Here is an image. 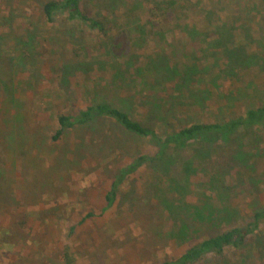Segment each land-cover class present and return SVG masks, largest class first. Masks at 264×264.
I'll return each instance as SVG.
<instances>
[{
  "label": "rangeland",
  "instance_id": "obj_1",
  "mask_svg": "<svg viewBox=\"0 0 264 264\" xmlns=\"http://www.w3.org/2000/svg\"><path fill=\"white\" fill-rule=\"evenodd\" d=\"M47 1L0 0V264H151L177 257L197 235L219 232L239 220L250 223L264 211L263 128L238 135L239 152L232 161L245 165L250 175L237 178L226 163L206 162L210 156L202 148L193 156L170 149V171L144 163L116 183V196L106 210L117 176L125 174L135 157L152 158L158 142L104 117L54 137L59 114H75L96 103L111 104L134 118L149 114L150 125L158 130L166 123L159 112L170 123L162 128L170 130L179 121L212 122L233 110L243 115L251 103L261 104L264 57L253 58L260 71L220 73L214 67L196 75L204 81L195 77L184 86L177 74L183 60L176 53L190 52L198 39L194 28L208 43L205 16L226 21L228 14L239 15V4L245 22L261 21L256 27L250 23L251 34L254 27L260 29L264 45V0H82V9L102 30L69 19L64 11L47 19ZM196 58L210 68L227 63L201 51ZM247 84L257 87L250 92ZM188 161L194 167L188 204L200 197L209 171L221 183L207 191L209 203L216 207L220 200L237 214L219 228L191 224L193 238L183 242L175 234L180 219L170 216L160 193L176 197L178 190L170 189L180 188ZM261 222L260 231L239 247L208 254L197 264H264Z\"/></svg>",
  "mask_w": 264,
  "mask_h": 264
},
{
  "label": "trees",
  "instance_id": "obj_2",
  "mask_svg": "<svg viewBox=\"0 0 264 264\" xmlns=\"http://www.w3.org/2000/svg\"><path fill=\"white\" fill-rule=\"evenodd\" d=\"M81 1L82 0H48L43 5V13L47 19H51L53 13L57 11H64L69 19H79L91 28L102 30V24L98 20L93 19V17L82 9ZM177 6L183 8V5H180L179 3ZM238 8L239 15L228 14L226 21L219 18L213 22L210 19L211 16L208 18L205 16V19L208 22V25L206 26L210 30L207 31V34H203V37L207 39L208 43H204L202 41L203 38L199 37L201 35V31L198 32V30L194 28L193 34L196 35L195 37L198 39L196 42L194 41V46L190 47V52L182 49L180 52L176 53V57L183 60L181 68L177 70V74H182V76L179 75V80L180 82L185 81L184 86H188L191 81L195 79V77L200 76L202 73L214 71V67H218L220 69V73H229L230 71L234 72V74H236L235 70L248 71L252 68L259 67L254 64L255 60L253 58L257 55L263 60L264 57V45L260 44L261 38H263V32L260 29L258 30V28L255 30V27L260 25L261 21L259 20L256 22L257 20H249V22H245L240 11V4L238 5ZM180 14H182V12ZM175 18L177 19V15ZM239 22L241 25L236 28L238 31H233V26L236 27ZM250 23L255 24L253 37L251 34L252 26ZM235 37L237 38L236 42H232V39H235ZM257 37L259 38L256 39ZM248 45H251V48H253L254 45L255 49L253 48L247 50ZM199 51H201L204 55L212 56L215 61L218 58H222V60L227 62L225 64L229 65L230 63V65L227 66L223 64V68H220V66L215 63L210 68L208 65L203 66L198 64L196 61L199 60H197L196 55ZM163 66L164 65L161 64L158 66L159 70H161L159 73L160 76L163 72ZM260 69L261 73H264V68ZM166 71L169 72L168 70ZM217 77L218 76H216V78ZM231 78H233V80L236 79L234 76ZM196 80L197 82L204 81V78L197 77ZM246 86H248L247 89L250 92H253L255 87H257L255 85L249 86L248 84ZM177 105L178 104L174 101L171 104V107L175 108ZM237 112L238 111L236 110L230 111L225 118L215 119L212 122L202 121L200 119H196L193 122H185V120L179 121L178 125L172 127L170 130L162 128L167 126V123H170L169 118L165 120L159 112L158 118L162 122L166 121V123L161 124L159 128L160 130H158L150 125V121L148 120L149 114L144 115L140 113V118H134L126 111L114 107L111 104L96 103L85 106V108L78 110L75 114H59L57 116L59 129H57L56 136L54 137L57 138L67 128L84 124L93 118L104 117L111 118L116 121L125 130L142 137L154 138L158 142L157 144L159 147L153 154L152 158L147 155L135 157L131 163L125 166V174L117 176L116 181L112 185L113 188L111 189V196H106L107 204L103 209L106 210L113 204L116 196L117 190L114 189L116 183H120L128 175L136 172V170L144 163H155L153 167L155 169L159 168V171L163 173L170 171L173 165L172 156L168 158L167 154V151H170V149L173 150L174 154L176 149L181 152H190L192 153L191 156H193L200 148H202L203 150L208 151L210 156L209 159H204L206 162H214L213 165L220 162L226 163L231 169L233 168L231 172L237 178L250 175L245 165L238 166L232 161V158L234 154L239 152L238 135L240 133L252 128L264 129V102L256 105L253 103L249 104L243 115H237ZM184 169L185 177L182 181L178 182L180 188L170 186L173 188L170 190H178L176 197L168 196V193L164 190L160 194L163 195L166 209L169 211L168 213L170 216L179 218L182 224L180 229L176 231L175 234L177 237H179L180 234L183 242H187L193 238L190 236L191 231H193L190 227L191 224L198 223L202 225L204 223L206 224L205 227L209 226L211 228H219L223 220H226L227 223L234 221L237 212L233 211L230 213L228 206L221 203L220 200L217 202L216 207L209 203L208 199L211 197L208 196L207 191L212 189L214 185L215 187L221 185V183H219L220 180L208 173L209 171H206L209 181H207L205 189L200 192L201 194L198 200H196L192 205H189L186 200V194L190 188V180L188 177L194 171L193 161H188L185 164ZM227 190L228 189L226 188L224 191L227 192ZM215 193H218V190L215 191ZM218 195L219 194H217V197ZM173 202L175 203V206ZM180 207L184 208V212H182L181 209H178ZM223 212L227 213L226 216H221ZM91 215L92 214H88L87 217H90ZM262 219H264V211H259L254 214L253 220L250 223H245L242 220H239L236 223L223 228L219 232L197 235V237L193 239V245L188 246L184 251L179 253L177 257L151 264H197L208 254H221L228 247H239L246 239H249L248 236H252L255 232L260 231ZM75 228L76 224L71 225L69 227L68 234H73ZM176 235H174V237H176Z\"/></svg>",
  "mask_w": 264,
  "mask_h": 264
}]
</instances>
